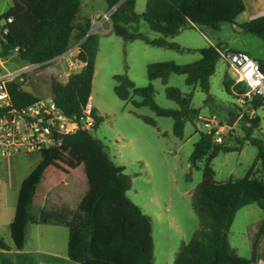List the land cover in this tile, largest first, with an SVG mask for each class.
I'll return each mask as SVG.
<instances>
[{
	"label": "trees",
	"instance_id": "16d2710c",
	"mask_svg": "<svg viewBox=\"0 0 264 264\" xmlns=\"http://www.w3.org/2000/svg\"><path fill=\"white\" fill-rule=\"evenodd\" d=\"M107 11L116 9L110 15V32L123 40H141L146 45L179 53L189 50L171 42L172 38L188 28L233 25L235 19L245 11L243 0H147L142 14L135 13L134 0H105ZM81 0H24L22 22L17 16L6 13L0 18L11 17L6 35L0 34L1 57L6 59L11 51L18 49L15 59L24 66L50 64L65 54L72 43L78 44L75 61L82 65L77 73L68 75L65 82L50 80V97L65 114H78L90 98L95 59L98 51V35L89 34L90 20L79 18ZM160 37L149 40L137 29L139 21ZM242 32L254 35L264 42V16L253 18L240 25ZM200 59L196 62L177 65L173 62L150 63L146 65L148 85L136 87L125 74L113 76L115 96L121 101H130L135 109L149 108L157 117L172 119V134L182 140L184 126L199 118V111L191 105V94H182L168 86L170 75L184 77L185 85L198 87L207 95L209 78L215 72L217 62L223 54L218 46L209 45L196 50ZM264 75V64L257 61ZM28 75L25 76V79ZM159 80L165 87L166 99L174 102L178 109H164L154 100L152 82ZM18 80L8 84L12 104L21 108L35 102L39 97L24 90ZM227 94L242 95L246 86L234 84L227 75L223 79ZM138 97L139 101L132 100ZM240 117L243 138L230 132L222 137L221 143L213 141L210 134L199 133L189 156L191 168H201L202 180L191 194V208L198 227L190 239L182 242L175 254L173 264H253L260 255V244L264 239V219L260 222L251 244L249 259L238 256L230 247L227 233L235 214L243 207L257 205L264 212V151L262 142L252 137L259 129L258 116L249 118L251 111L264 110V98L252 96L244 102ZM146 125L155 127L147 116H138ZM96 126L102 118L95 115ZM211 136V137H209ZM247 142L257 148L254 162L242 178L230 177L226 181H215L211 162L219 153L239 151ZM75 147L81 160V169L86 183L84 208L71 210L67 204L50 209H33L37 187L56 154L64 148ZM39 161L21 181L17 194L15 213L9 224L11 242L17 251L23 249L27 224L64 226L68 230L67 258L75 264H153L152 227L149 216L142 213L128 197L132 178L124 174V167L113 163L102 141L85 132L61 137L60 145L40 152ZM0 250L8 247L0 239ZM1 264H13L4 258Z\"/></svg>",
	"mask_w": 264,
	"mask_h": 264
},
{
	"label": "rangeland",
	"instance_id": "374dc122",
	"mask_svg": "<svg viewBox=\"0 0 264 264\" xmlns=\"http://www.w3.org/2000/svg\"><path fill=\"white\" fill-rule=\"evenodd\" d=\"M146 1L134 0L136 14L143 13ZM243 2L245 11L235 19L233 25L222 24L215 29L188 28L169 40L181 48L190 49L188 52L179 53L148 46L141 40L125 43L111 32L105 33L109 26L106 22L103 24V30L95 31V27L102 22L101 14L108 12L105 0H81L79 18L89 19L90 32L98 35V51L90 100L96 115L102 120L93 136L107 147V153L113 163L125 167L124 174L132 178V187L127 197H130L132 202H137L142 213L149 216L151 220L153 264H173L181 243H186L198 227L191 208V194L202 180L201 168L204 161L198 163L199 169H194L190 166L189 156L193 145L198 141L199 133H206L202 119L215 116L226 127L222 137H225L232 129L231 134L241 139L243 138L242 126H244L242 119L237 117L232 128H228L226 123L232 115L242 116V111L239 112L237 108H243L241 100L245 98L236 93L234 97L225 92L224 76L227 75L228 79L235 80L237 75L224 57L217 62L215 72L209 78L208 98L198 87L185 85L183 76L170 75L167 85L178 89L182 94H191V105L199 111V118L196 121L185 124L183 139L179 140L172 134V119L157 117L149 108L135 109L130 101L119 100L113 92L115 84L113 76L125 74L136 87H145L148 85L147 64L159 62L190 64L200 59V55L195 50L209 45L218 46L223 54L246 53L252 59L264 64V42L240 30L241 24L264 16V0H243ZM21 6L22 0H0V15L10 11V13H18V18L22 22L27 21L21 13ZM137 29L149 40L160 37L142 20L139 21ZM71 48L78 49V44L73 42ZM3 65L8 70L24 68V65L15 58L5 60ZM56 66V63H50L30 70L27 73L28 78L21 83L22 88L39 98L50 97V80L54 78L64 82L66 79L60 75L67 71L61 72ZM74 71L75 68L68 71L69 75ZM152 85L155 91L154 100L159 107L178 109L174 102L166 99L165 87L159 80L153 81ZM132 100L139 101V98L132 97ZM137 114L154 119L155 127L144 124ZM254 116L259 117L260 125L259 129L253 132L252 137L262 142L264 151V110L260 109L254 115L248 114L249 118ZM257 151L256 147L244 142L239 151L219 153L211 162L215 181L222 182L230 177H244L254 162ZM38 160L39 155L36 154L11 156L0 154V210L2 212L0 223L2 218L14 208L20 181L31 172ZM52 166L44 173L43 182H48L53 169L60 181L50 194L65 189L71 196L78 192H84L85 196L86 183L75 147L61 149L56 154ZM61 180H64L66 185ZM134 191L137 193L136 196ZM263 219L264 212L255 204L247 205L235 214L227 239L238 256L250 258L252 239L256 227ZM50 228L53 229H50L48 233L37 231L35 234L29 231L25 249L32 253V264H44L42 256L35 254L34 250L49 247L50 242L47 243V238L50 241L52 239L51 251L57 257L64 258L67 264H75L66 256V229ZM2 235L3 232L0 229V237ZM259 256H262L259 264H263L264 239L260 244ZM59 261L55 264H62Z\"/></svg>",
	"mask_w": 264,
	"mask_h": 264
},
{
	"label": "built area",
	"instance_id": "2783aa9c",
	"mask_svg": "<svg viewBox=\"0 0 264 264\" xmlns=\"http://www.w3.org/2000/svg\"><path fill=\"white\" fill-rule=\"evenodd\" d=\"M116 7L101 14L102 22L95 27V31L103 30L105 22L109 24L105 33L111 30L109 18ZM11 22V17L0 18V34H7V26ZM17 51V48L13 49L11 54L3 59L0 41V154L2 156L35 155L60 145L61 137L65 135L85 132L93 136L96 126V113L90 98L78 114L72 115H65L51 97L38 98L32 104L21 108L13 106L8 84L16 80L23 82L30 70L41 68L43 65H26L20 70L6 69L3 65L5 60L15 58ZM226 59L237 75L236 79L233 80L234 84L243 83L246 86V92L242 96L245 99L252 96L264 98V75L260 71L257 61L246 53L227 56ZM245 99L241 100L242 104H244ZM254 114L255 111L250 112V115ZM202 124L206 133L212 136L213 141L217 144L221 143V135L224 134L225 125L219 122L215 116L202 119Z\"/></svg>",
	"mask_w": 264,
	"mask_h": 264
},
{
	"label": "crops",
	"instance_id": "0c3cea01",
	"mask_svg": "<svg viewBox=\"0 0 264 264\" xmlns=\"http://www.w3.org/2000/svg\"><path fill=\"white\" fill-rule=\"evenodd\" d=\"M24 10H25L24 9V0H22L21 13H23ZM4 14H6V13H4ZM8 14H10L11 16H17L18 13L14 14V13H10V11H8ZM202 48H204V47H202ZM183 49L190 50L188 48H183ZM198 49H201V47L197 48L196 50H198ZM76 53H77V49L70 48L65 54H63L62 56L56 58L55 60H53L51 62V63L57 64V66H56L57 70H59L61 72L67 71V72L62 73L60 75V77H62V75L64 77H66L65 81L67 80V77L69 75L68 71L75 68V71L73 73H77L82 68V65H80L79 63H77L75 61ZM137 116H143V115L137 114ZM154 122L156 124L155 120H154ZM147 126H149V125H147ZM149 127H152V126H149ZM36 155H38V154H36ZM149 155L151 156V153ZM38 161H37V163H38ZM52 163H53V161H52ZM52 163L49 165L50 168L53 167ZM80 163H81V160H80ZM118 166H121V165H118ZM124 172H125V167H124ZM44 180H45V178H44ZM44 180L42 179L40 185L37 187V194H36V198L33 202V209H35V210L50 209L51 207H56V206H59L60 204H67L71 210H78V209H81V206L84 205V203H85L84 192L83 193L78 192L74 196H71L68 193V191H66L65 189H62V190H57L53 194H50V192L54 191V189L57 187L58 181H60L57 174H55V169H53L52 173L49 175L48 180H47L48 182L44 183L43 182ZM21 181H20V184H21ZM61 182H63L66 185L64 180H61ZM19 188H20V185H19ZM19 188H18V190H19ZM130 190H131V188H130ZM129 191H127V193H126L127 196H128ZM17 194H18V191H17ZM136 195H137V193H136V191H134V196H136ZM16 201H17V195H16ZM133 203L137 204L139 206V208L141 209L140 205L137 202L133 201ZM15 206H16V202H15L14 208L2 218V222L0 223V229L3 232V235H2V237H0V239H2L3 242L8 247L7 251L0 250V264L4 258L11 259L13 264H32V261H33V257L31 256L32 253L25 249L26 248V239H27L29 231H33V232H35V234L37 231H45L46 233H48V231L50 229L51 230L53 229L50 227H56V228H65V227L64 226H54V225H44V224H27L25 227V240H24L23 249L21 251H17V250H15V248L11 242V238H10V234H9V224L13 220L14 213H15ZM1 217H2V212L0 210V218ZM258 226L256 227L255 233L258 229ZM65 229H66V248H67L68 230H67V228H65ZM255 233H254V236H255ZM35 238L37 239V235H35ZM253 241H254V237L252 239V243H253ZM38 242H39V240H38ZM48 242H50L49 247L46 246L45 249H36V250H34L35 254H39L42 256V260L44 261V264H55V262H58L59 260H60L59 262H61L62 264H67V262L64 258L57 257L51 251L52 250V239L50 241L47 238V243ZM261 259H262V256H259L257 261L253 264H259ZM263 264H264V262H263Z\"/></svg>",
	"mask_w": 264,
	"mask_h": 264
},
{
	"label": "water",
	"instance_id": "95a60500",
	"mask_svg": "<svg viewBox=\"0 0 264 264\" xmlns=\"http://www.w3.org/2000/svg\"><path fill=\"white\" fill-rule=\"evenodd\" d=\"M90 34H91V32H89L88 35H90ZM233 55H235V53H228L227 54L228 57L233 56ZM236 120H237V116H235V115L230 116L229 119L227 120V123H226L227 127L232 128L233 124ZM209 137H211V136H209Z\"/></svg>",
	"mask_w": 264,
	"mask_h": 264
}]
</instances>
